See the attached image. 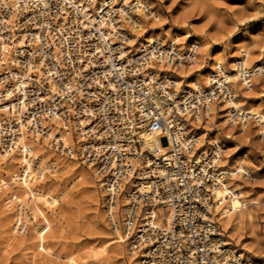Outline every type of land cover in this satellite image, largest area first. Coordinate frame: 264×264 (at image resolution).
<instances>
[{
  "label": "built area",
  "instance_id": "2783aa9c",
  "mask_svg": "<svg viewBox=\"0 0 264 264\" xmlns=\"http://www.w3.org/2000/svg\"><path fill=\"white\" fill-rule=\"evenodd\" d=\"M140 21L125 0H0V152H20L25 136L95 167L108 221L139 264H242L214 214L225 144L197 148L213 104L235 98L232 83L218 65L211 86L176 95L154 66L190 60L169 41L134 49Z\"/></svg>",
  "mask_w": 264,
  "mask_h": 264
},
{
  "label": "rangeland",
  "instance_id": "374dc122",
  "mask_svg": "<svg viewBox=\"0 0 264 264\" xmlns=\"http://www.w3.org/2000/svg\"><path fill=\"white\" fill-rule=\"evenodd\" d=\"M148 1L160 18L156 20L153 16L147 19L138 12L140 23L145 28L151 30L157 25L153 29L160 31L166 42L172 38L169 36L171 32H175L181 37L178 46L184 51L188 48L185 47L188 39L198 41L202 57L196 63L185 64L184 84L194 78L199 83L204 82V73L215 67L211 58L230 61L232 57L241 55L244 49L249 50L251 63L264 65V0ZM167 29H171L167 32L169 35H164ZM187 34L191 37L185 38ZM147 35L148 32L141 36L135 34V41ZM133 47L140 48L136 44ZM232 86L236 92L239 83H232ZM240 95L244 107H264V75H256L252 88L246 87ZM213 107L215 115L204 124L209 131L207 135L203 134L206 133L204 130L201 133L206 136L207 143L216 135L225 144V160L221 164L242 158L250 175L237 176L238 191L242 192L247 204L243 212L234 211L232 228L225 233L224 239L231 241L230 247L238 253L250 255L256 263L264 264V132L254 117L249 118L245 125L240 122L230 124L224 122L226 118L220 117V105L215 103ZM225 124L229 127L225 128ZM8 156L9 160L0 164L2 171L11 161ZM75 166L72 171H59L57 174L45 170L43 181L38 183L35 180L42 189L49 188L56 195L64 193L54 209L40 205L50 225L43 240L47 250L40 247L41 240L30 229L23 234H13L18 202L14 200L10 208L7 201L12 194H18L20 184L8 174L3 175L11 183L0 189V264H70L71 256L79 264H132L128 245L122 242L108 221L104 197L97 200L96 195H102L104 191L95 181V172L79 161ZM78 175L82 178L76 179ZM24 211L25 217L31 219L29 208ZM216 220L220 223L218 214Z\"/></svg>",
  "mask_w": 264,
  "mask_h": 264
},
{
  "label": "bare ground",
  "instance_id": "6f19581e",
  "mask_svg": "<svg viewBox=\"0 0 264 264\" xmlns=\"http://www.w3.org/2000/svg\"><path fill=\"white\" fill-rule=\"evenodd\" d=\"M117 0H98V2H102L103 5L106 3V5H109L112 2H115ZM125 3H130L134 7H136V10L142 14L147 19L151 17H155L156 20H159V15L157 12L154 11L153 5L148 0H125ZM155 26V25H153ZM157 26V25H156ZM155 26V27H156ZM152 27L151 30L149 28H145L141 23L135 24V26L131 27V36H130V43L131 45H137V47H140L141 45H144L148 41H154V40H161L163 41V38L161 37L162 34L160 31H155ZM171 29H167L166 33L164 32V35H169L167 32H169ZM149 33L145 38H142L138 41H135L134 35L138 34L139 36ZM155 36V37H154ZM169 36H172L170 39V43L172 45H179L181 37L177 35L175 32H171ZM190 38V34L185 35V38ZM147 40V41H146ZM188 43L185 45V47L188 46L187 50H182L178 46V54L180 56L187 55L188 59L191 63H196L197 60H200L202 57V54L199 53V46L198 41L194 38L188 39ZM137 50V49H136ZM198 52V55H197ZM240 54V53H239ZM211 61L213 65L220 66L221 70L223 71V75L226 76V78L229 80V82L233 84L239 83V88H236V92L233 88V93L235 95V98L227 101L222 100L221 102H218L220 105L219 109V115L222 118H228L234 121L232 116L234 115H243L246 118L248 116L254 117L258 121V125L261 126V131L264 132V107H258V108H252V107H244L243 101L240 95V91L244 90L246 87L252 88V84L246 80L244 77L246 74L249 76H254L257 74L256 69H259L261 71V74L264 75V65L260 62L255 65L256 63H251L249 58V50L244 49L242 51L241 55H237L235 57H232L230 61L220 58H211ZM227 62H230L227 64ZM258 62V61H257ZM224 64V65H223ZM185 64H180L179 66H174L172 64L169 65H159L154 66L156 72H163L165 77L173 78L175 82V94L178 95L181 92H183L185 89H190L193 87H203V84H205L207 87L211 86V74L214 72L213 68H210L209 71L204 73V82L201 84L199 83L197 79H192L187 81L186 84H184L185 80L182 79L183 76H186L183 74ZM245 70V71H243ZM177 73V74H176ZM203 74V73H202ZM252 76V77H253ZM203 79V78H202ZM180 91V93L178 92ZM215 106V103L213 104ZM258 106V105H257ZM230 109V110H229ZM212 113H215L214 107H212ZM235 111V113H234ZM215 115V114H214ZM249 117V118H250ZM213 116H211L210 119H212ZM228 119H225L224 122L228 121ZM247 120V119H246ZM193 125H195L197 128L201 125V120H191ZM209 122V121H208ZM245 125V123H242ZM225 128H228V124L224 125ZM244 128V127H243ZM199 133L201 134L198 138L197 148H203L207 145H210L213 143L214 140H218L219 138L215 135V137L211 138V141L207 143L206 136L208 133V129L201 128L198 129ZM202 130L206 133H201ZM243 131H246L244 128ZM53 135V132L50 133V136ZM155 141H157V138L155 137H147L146 136V143L149 146H152ZM22 147L23 149L20 152H14L11 154L8 153H1L2 159L0 160V164L3 162H7L9 160V156L11 158V161L7 163L8 167L5 169V171L0 170V189L3 188V186H8L11 182H9L6 178L3 177V175L6 173L10 176V178L14 182H19L20 189L18 191V194H12L10 197L11 199L7 201L8 207H12L13 201L17 200L18 202V209L16 212V219L12 227L13 234L16 236L18 234H23L27 232L26 230H31L34 232V234L38 235L36 237H39L41 240L40 247L45 248L44 243V233L47 231L49 225V221H47V217L44 216V212L41 209L40 205H44L45 207L54 209L60 202V199L62 195L64 194L61 192L59 195H56L51 189H42L35 183V180H38L37 182L40 183L43 181L45 176V170H49L53 172L54 174H57L59 171H72L76 168V162L78 160L76 159H70L66 158L55 151H53L48 142L46 140L44 141H33L31 139L27 140L25 139V136L21 138ZM164 147V146H163ZM166 148L162 149V152H165ZM226 149H224V152ZM225 157L224 153L221 155V161L225 160L223 159ZM36 160V162H33ZM245 160L242 158H237L235 161H228L221 164V170L223 173L222 176H217V185L214 189V195L216 198V206L214 214L215 216L218 214V218L220 220V223L218 222L220 226V234L225 238L226 232H229L232 228V219L231 217L234 214V211L237 212H243L244 208L246 207V199H244L243 194L241 191H238V184L236 183L237 176H245L248 177L249 172L245 168L244 165ZM20 164V166H19ZM89 169L93 170L95 172V181L99 182V189L102 187L101 182L99 179V175L96 172L95 167L92 165H87ZM22 168V169H21ZM21 171V173H19ZM56 172V173H55ZM69 174V173H67ZM88 175V174H87ZM8 177V176H6ZM78 177H81V175H78ZM82 180V179H81ZM95 184V183H94ZM242 185V184H241ZM104 192L102 195L98 193L96 195L97 200L98 197H104ZM126 194L124 193L119 202L120 210L122 211L124 209V203L126 201ZM6 205V206H7ZM43 206V207H44ZM102 207V206H101ZM29 208L31 219H27L25 217V209ZM16 211V210H15ZM161 215H166V210L163 208H159ZM117 213V212H116ZM234 219V218H233ZM33 222V224L31 223ZM118 223V222H117ZM117 236L120 237L122 242L128 245L127 237L122 233L119 227L116 229ZM13 236V237H15ZM33 237V236H32ZM225 242L223 243V246H231V241L224 239ZM46 250L48 248H45ZM105 249V248H104ZM130 251V249H129ZM222 252L229 253V255L232 257L231 249L227 248L226 250H222ZM131 253V263L132 264H139V258L141 254H139L137 251ZM108 254V253H107ZM241 258H243L242 264H258L254 261V259L245 253H240L239 255ZM70 264H79V262L75 259V257L69 258Z\"/></svg>",
  "mask_w": 264,
  "mask_h": 264
}]
</instances>
